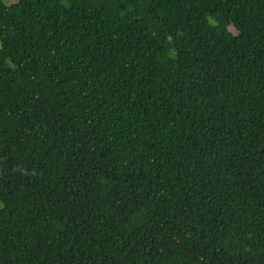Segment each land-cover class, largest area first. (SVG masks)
<instances>
[{
  "label": "trees",
  "instance_id": "trees-1",
  "mask_svg": "<svg viewBox=\"0 0 264 264\" xmlns=\"http://www.w3.org/2000/svg\"><path fill=\"white\" fill-rule=\"evenodd\" d=\"M0 264H264V0H0Z\"/></svg>",
  "mask_w": 264,
  "mask_h": 264
},
{
  "label": "rangeland",
  "instance_id": "rangeland-1",
  "mask_svg": "<svg viewBox=\"0 0 264 264\" xmlns=\"http://www.w3.org/2000/svg\"><path fill=\"white\" fill-rule=\"evenodd\" d=\"M18 0H4V2L7 4V5H10V4H12V3H15V2H17ZM15 57L17 58V60H19V58H20V54L19 53H16L15 54Z\"/></svg>",
  "mask_w": 264,
  "mask_h": 264
}]
</instances>
